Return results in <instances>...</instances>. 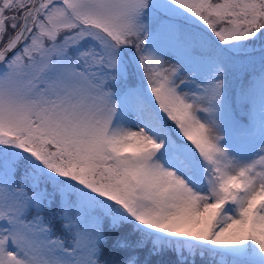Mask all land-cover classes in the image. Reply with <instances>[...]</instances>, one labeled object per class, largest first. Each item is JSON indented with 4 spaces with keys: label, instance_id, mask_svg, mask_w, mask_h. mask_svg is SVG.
Segmentation results:
<instances>
[{
    "label": "snow or ice",
    "instance_id": "snow-or-ice-1",
    "mask_svg": "<svg viewBox=\"0 0 264 264\" xmlns=\"http://www.w3.org/2000/svg\"><path fill=\"white\" fill-rule=\"evenodd\" d=\"M0 264H264V0H0Z\"/></svg>",
    "mask_w": 264,
    "mask_h": 264
}]
</instances>
